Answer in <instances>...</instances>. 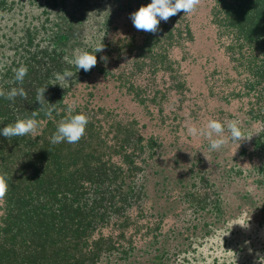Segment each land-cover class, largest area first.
Instances as JSON below:
<instances>
[{"label": "trees", "instance_id": "obj_1", "mask_svg": "<svg viewBox=\"0 0 264 264\" xmlns=\"http://www.w3.org/2000/svg\"><path fill=\"white\" fill-rule=\"evenodd\" d=\"M149 2L0 0V91H25L12 101L0 96V127L37 113L32 133L0 135V264H264V0H209L215 43L229 64L209 71L214 105L191 91L180 67L193 40L189 13L160 21L156 33L137 30L129 13ZM125 8L133 33L117 36L116 12ZM102 45L97 63L76 72L73 53ZM173 47L181 51L175 76ZM20 66L27 72L17 82ZM116 67L140 103L158 106L150 118L173 141L146 136L137 118L76 105L88 117L84 134L51 144L70 91L93 74L111 78ZM144 68L167 71L162 88L147 93L137 83ZM66 69L68 82L56 81ZM206 118L237 120L244 139L215 151L206 139L189 150L177 144L186 123Z\"/></svg>", "mask_w": 264, "mask_h": 264}, {"label": "rangeland", "instance_id": "obj_2", "mask_svg": "<svg viewBox=\"0 0 264 264\" xmlns=\"http://www.w3.org/2000/svg\"><path fill=\"white\" fill-rule=\"evenodd\" d=\"M119 14L118 17V29L116 31L117 36H123L125 34H132L130 29L129 20L126 19L128 13L125 11ZM209 0H198V4L194 11L188 14L191 20V27L193 29V40L188 43L187 50L190 53L189 60H185L180 66L182 69L185 67V78L187 84L190 86L192 92H201L207 98H213L209 96V90H207V77L211 68L216 64L228 67L229 64L221 51L217 48L214 39V30L209 23ZM171 62L169 66L172 76L177 75L178 62L176 60L181 57V51L176 47L170 52ZM196 58L195 61H191L192 56ZM175 60V62H173ZM166 70L160 68L155 74H150L147 68L143 69L142 74L137 79V83H143L147 86V93H152L163 87L166 83ZM124 81L120 76L117 67L116 74L111 78H106L101 74H93L84 81L79 82L67 95L66 101L73 106H88L90 109H95L101 112H110L115 118L123 120H129L137 118L140 124L143 125L142 131L145 135L160 134L165 138L166 143L173 141V135L166 128H161L156 119L150 118L151 114L158 113V106L146 102L140 103L131 88H127L123 85ZM171 100L166 104V111L171 109V102L176 100L175 92L171 94ZM212 105L216 102L211 100ZM208 119L202 122L205 123ZM193 123V122H188ZM186 123V126L187 124ZM197 126L198 123H195ZM203 137L194 138L185 134L181 137L177 144L183 145L185 149L189 150L196 147ZM248 252V250H244ZM251 253V248L249 250ZM254 254V252H253ZM256 255H261L260 252H256Z\"/></svg>", "mask_w": 264, "mask_h": 264}, {"label": "clouds", "instance_id": "obj_3", "mask_svg": "<svg viewBox=\"0 0 264 264\" xmlns=\"http://www.w3.org/2000/svg\"><path fill=\"white\" fill-rule=\"evenodd\" d=\"M198 0H150L145 6H140L137 10L129 13V19L137 30L145 32L156 33L160 21L167 22L170 16L176 15L178 12L183 11V14L190 13L195 10ZM102 46L96 47L93 52L88 50H77L73 53L70 63L75 66L76 72L83 69L88 72L96 63L95 53L100 52ZM101 61L106 62L107 56H101ZM27 69L20 66L14 70V80L22 82ZM73 72L64 70L54 74L56 81H66V78L72 77ZM59 84V83H57ZM45 86L37 89L36 101L39 102L41 107L42 100H45L43 93ZM19 95L25 96L24 89L13 87L7 92L0 91V96L12 101ZM52 105V104H50ZM73 105H68L66 111L68 115L62 118L56 125L55 131L49 138L51 144H58L66 142L69 144L76 143L84 134L85 126L88 123V117L83 113H74ZM52 108L45 109L46 115H51ZM36 112H32V117H25L23 119H16L14 122L0 127V135L9 137H22L26 134L32 133L36 128ZM227 131V135L225 132ZM187 135L194 138L203 137L209 141L208 147L210 151L219 150L228 140L233 142H240L244 139L239 122L237 120H228L226 122L218 119H208L201 126L195 123H188L186 126ZM6 191V184L4 180L0 179V197H3Z\"/></svg>", "mask_w": 264, "mask_h": 264}]
</instances>
